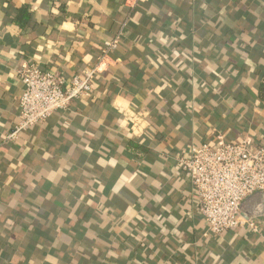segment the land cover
I'll use <instances>...</instances> for the list:
<instances>
[{"label": "crops", "instance_id": "obj_1", "mask_svg": "<svg viewBox=\"0 0 264 264\" xmlns=\"http://www.w3.org/2000/svg\"><path fill=\"white\" fill-rule=\"evenodd\" d=\"M133 11L126 0H0V264H264V214L259 233L204 236L179 165L218 139L264 148V0H137ZM124 21L91 97L5 141L19 64L70 80Z\"/></svg>", "mask_w": 264, "mask_h": 264}, {"label": "built area", "instance_id": "obj_2", "mask_svg": "<svg viewBox=\"0 0 264 264\" xmlns=\"http://www.w3.org/2000/svg\"><path fill=\"white\" fill-rule=\"evenodd\" d=\"M126 4L131 12L137 0H126ZM126 23H122L114 38L103 43L97 62L70 80L43 71L35 64L21 62L16 70L23 87L18 100V122L5 141L15 140L19 133L42 124L53 113L67 109L73 101L90 98L92 81L118 48ZM179 165L189 177L198 211L206 223L204 236H219L239 228L260 232L259 224L241 215V206L248 198L264 193L263 147L253 146L250 138L240 143L218 139L214 146L193 145L189 158L180 159Z\"/></svg>", "mask_w": 264, "mask_h": 264}, {"label": "water", "instance_id": "obj_3", "mask_svg": "<svg viewBox=\"0 0 264 264\" xmlns=\"http://www.w3.org/2000/svg\"><path fill=\"white\" fill-rule=\"evenodd\" d=\"M249 202H255L256 203V208L255 210H251L248 207ZM264 200H263V195L262 194H256L250 198H248L244 203L241 208V213L243 216L249 219H254L262 216L264 214Z\"/></svg>", "mask_w": 264, "mask_h": 264}, {"label": "trees", "instance_id": "obj_4", "mask_svg": "<svg viewBox=\"0 0 264 264\" xmlns=\"http://www.w3.org/2000/svg\"><path fill=\"white\" fill-rule=\"evenodd\" d=\"M133 13H134V11H131V12H129V15L132 16ZM29 18H30V15H29L27 8L22 7L18 10V14L16 15L15 19H16V22L19 23L21 27H25L27 25ZM121 39H123L122 36L120 38L119 45L121 43ZM119 45H118V48H119ZM257 95H258V99L260 100V102L264 104V80H263V82L260 83V85L258 87ZM134 146H137V145H134Z\"/></svg>", "mask_w": 264, "mask_h": 264}]
</instances>
